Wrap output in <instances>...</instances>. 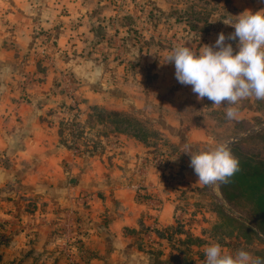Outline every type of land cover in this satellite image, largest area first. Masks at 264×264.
<instances>
[{
  "label": "rangeland",
  "instance_id": "rangeland-1",
  "mask_svg": "<svg viewBox=\"0 0 264 264\" xmlns=\"http://www.w3.org/2000/svg\"><path fill=\"white\" fill-rule=\"evenodd\" d=\"M64 1L62 16L67 11ZM263 2L86 0L85 25L76 37L71 36L81 43L86 39L85 46L71 54L87 57L88 73L94 77L82 81L77 75L64 73L60 83L64 109L58 110L61 140L88 160L101 155V168L106 170L108 180L116 175L115 169H123L114 161L119 148L131 146L143 152L145 159L141 158L135 169L144 176L149 173V184L164 189V197L177 203L170 226L147 225L134 239L136 249L151 264H205V248L212 243L233 255L243 249L264 257V235L260 233L264 229V212L255 203L257 196L264 193V180L250 174L253 167L264 173V100L251 97L239 101L232 105L238 108V118L229 120L228 105L217 108L206 97L197 99L191 86L175 79L174 64L166 60L176 46L185 45L199 53L204 45H213L220 33L228 36L235 31L229 21L234 23L245 11L258 12ZM77 20H73L75 25ZM33 30L39 53L50 57L46 49L50 44L48 30L38 22ZM226 42L232 44L235 54L238 38ZM102 110L136 117L146 122L152 134L143 142L114 133L109 124H103L106 118L103 120L99 114ZM219 143L230 144L240 166L229 183L220 184L225 194L220 185H202L189 166V155ZM186 145L191 149L187 154ZM253 183L258 190L251 189ZM99 198L104 204L106 198ZM81 199L83 204H89L90 194ZM29 201L32 203L27 209L32 210L36 203L33 197ZM4 229L0 220V264H6L8 243ZM132 232L128 230L127 234L131 236ZM81 241L79 238L75 243ZM77 247L73 256L63 252L57 260L65 262L70 258L74 264L80 257ZM95 251L89 250L85 259L88 263L99 261ZM118 256L121 254L112 257L113 262L107 253L105 258L117 263ZM43 258L50 261L47 256Z\"/></svg>",
  "mask_w": 264,
  "mask_h": 264
},
{
  "label": "crops",
  "instance_id": "crops-1",
  "mask_svg": "<svg viewBox=\"0 0 264 264\" xmlns=\"http://www.w3.org/2000/svg\"><path fill=\"white\" fill-rule=\"evenodd\" d=\"M64 4L62 16V0H0V220L8 243L6 264H72L57 256H73L77 246L74 264H151L134 239L147 225L170 226L177 203L149 184V173L135 169L143 152L122 145L114 161L123 169L114 167L116 175L108 180L101 155L88 160L61 140L64 73L82 81L92 76L88 58L76 54L86 39L79 37L83 44L71 37L85 25L86 0ZM259 7L264 10V2ZM37 22L48 30L50 57L37 49ZM88 193L90 202L83 204ZM31 197L38 206L28 210ZM89 250H96L99 261L85 260ZM106 253L121 257L110 263Z\"/></svg>",
  "mask_w": 264,
  "mask_h": 264
},
{
  "label": "clouds",
  "instance_id": "clouds-1",
  "mask_svg": "<svg viewBox=\"0 0 264 264\" xmlns=\"http://www.w3.org/2000/svg\"><path fill=\"white\" fill-rule=\"evenodd\" d=\"M228 24L235 31L228 36L220 33L213 45H204L199 53L185 45L176 46L166 60L174 64L175 79L181 85L191 86L197 99L206 97L217 108L228 105L226 117L234 120L239 112L232 105L251 97L264 100V10L255 14L245 11ZM237 38L234 54L232 44L226 41ZM185 149L186 154L191 151L188 145ZM189 156V166L205 186L227 184L240 170L239 160L227 143ZM205 257V264H264V257L243 249L233 255L218 243L205 248Z\"/></svg>",
  "mask_w": 264,
  "mask_h": 264
},
{
  "label": "trees",
  "instance_id": "trees-1",
  "mask_svg": "<svg viewBox=\"0 0 264 264\" xmlns=\"http://www.w3.org/2000/svg\"><path fill=\"white\" fill-rule=\"evenodd\" d=\"M93 110L97 108H92ZM101 116L106 118L103 122L105 126L109 124V126L112 128V132L114 133H122L126 135H130L140 141L145 142L150 135L152 134V131L147 128V124L144 121L138 120L136 117L124 114V113H118V112H107V111H101L99 112ZM156 134V133H155ZM250 174H256L258 177H261L262 180H264V173L258 169V167H253ZM260 174V175H259ZM257 177V178H258ZM255 183H253V186H251L252 190H258ZM220 189H222V193L224 192L223 188L220 185ZM241 192V188H240ZM242 193V192H241ZM225 194V193H223ZM241 195V194H240ZM226 195H224L225 197ZM226 199H228L226 197ZM229 200V199H228ZM255 203L260 205L263 209L260 211L264 212V193L257 196L255 199ZM264 216V213H262ZM260 233L264 235V229H260Z\"/></svg>",
  "mask_w": 264,
  "mask_h": 264
},
{
  "label": "water",
  "instance_id": "water-1",
  "mask_svg": "<svg viewBox=\"0 0 264 264\" xmlns=\"http://www.w3.org/2000/svg\"><path fill=\"white\" fill-rule=\"evenodd\" d=\"M230 145V144H229Z\"/></svg>",
  "mask_w": 264,
  "mask_h": 264
}]
</instances>
